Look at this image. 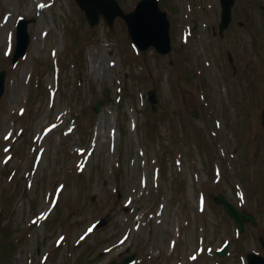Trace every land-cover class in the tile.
I'll return each mask as SVG.
<instances>
[{"label": "rangeland", "instance_id": "374dc122", "mask_svg": "<svg viewBox=\"0 0 264 264\" xmlns=\"http://www.w3.org/2000/svg\"><path fill=\"white\" fill-rule=\"evenodd\" d=\"M118 1L130 11L139 0ZM158 1L172 21L164 56L136 48L119 17L89 26L76 0H0V264H117L132 253L134 264H247L260 252L262 225L238 237L215 196L264 215L239 160L252 151L244 141L257 150L263 136V66L253 67L264 63V0H237L223 40L219 0ZM21 17L31 42L13 62Z\"/></svg>", "mask_w": 264, "mask_h": 264}, {"label": "water", "instance_id": "95a60500", "mask_svg": "<svg viewBox=\"0 0 264 264\" xmlns=\"http://www.w3.org/2000/svg\"><path fill=\"white\" fill-rule=\"evenodd\" d=\"M236 0H220L221 17L219 24V32L223 36L224 31L229 27L232 21V10ZM80 9L85 12V17L90 26L99 23L101 16L106 20L107 25L113 28L115 19L121 17L125 20L128 27L129 35L132 41L143 52L153 47L157 53L167 55L172 51V39L170 35V20L167 12L161 10L158 0H139L134 10L126 13L118 0H76ZM31 42L29 33V19L21 18L17 23L16 46L13 54V62L27 54L28 47ZM6 71L0 72V97L5 92ZM108 91L105 92L107 94ZM149 102L154 105L157 110L159 97L155 88L151 89L148 94ZM101 100L94 106V110L99 112ZM198 116L197 112H194ZM264 124V110H263ZM216 201L222 204L228 214L233 217L237 223L240 232L244 231V221L249 220L255 223L253 215L246 212H239L235 207L223 196L216 197ZM108 219L104 218L98 224L99 227L105 226ZM263 246H264V241ZM228 252V246L217 252L219 256H224ZM249 264H264V255L251 252L248 254ZM135 254L127 256L121 264L133 261Z\"/></svg>", "mask_w": 264, "mask_h": 264}, {"label": "trees", "instance_id": "16d2710c", "mask_svg": "<svg viewBox=\"0 0 264 264\" xmlns=\"http://www.w3.org/2000/svg\"><path fill=\"white\" fill-rule=\"evenodd\" d=\"M88 35H89V33H87V31H86L85 34L80 35V37L86 39V37H88ZM72 44L76 45V47H78V48L85 47L84 42H83V41H82V42L79 41V38H73V40H72V42L69 44V46L71 47ZM232 69H234V68H232ZM238 71H239V70H238ZM242 167H245V166H243V165L241 164V168H242ZM263 169H264V163H263ZM245 171H250V172H251L250 175H252V174H256V173H257V170L253 168L251 161H250V163H249L248 168H247ZM245 171H241V170H240V174L242 175L243 172H245Z\"/></svg>", "mask_w": 264, "mask_h": 264}, {"label": "flooded vegetation", "instance_id": "af4514ba", "mask_svg": "<svg viewBox=\"0 0 264 264\" xmlns=\"http://www.w3.org/2000/svg\"><path fill=\"white\" fill-rule=\"evenodd\" d=\"M261 73L264 72V67L260 68ZM264 104V99L262 100ZM257 116H256V127L262 130L263 136L262 141L264 142V126H263V116H262V110L264 106H258ZM257 164H258V154H257Z\"/></svg>", "mask_w": 264, "mask_h": 264}, {"label": "bare ground", "instance_id": "6f19581e", "mask_svg": "<svg viewBox=\"0 0 264 264\" xmlns=\"http://www.w3.org/2000/svg\"><path fill=\"white\" fill-rule=\"evenodd\" d=\"M130 127H131V131H133V127H132V125H131Z\"/></svg>", "mask_w": 264, "mask_h": 264}]
</instances>
